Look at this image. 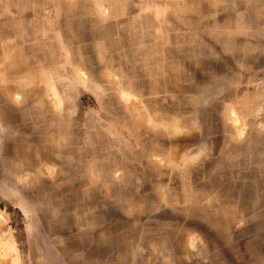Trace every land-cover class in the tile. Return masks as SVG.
<instances>
[{
    "label": "rangeland",
    "instance_id": "374dc122",
    "mask_svg": "<svg viewBox=\"0 0 264 264\" xmlns=\"http://www.w3.org/2000/svg\"><path fill=\"white\" fill-rule=\"evenodd\" d=\"M0 264H264V0H0Z\"/></svg>",
    "mask_w": 264,
    "mask_h": 264
}]
</instances>
